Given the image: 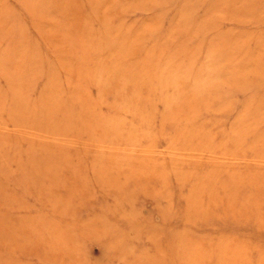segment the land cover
Here are the masks:
<instances>
[{
    "label": "rangeland",
    "instance_id": "1",
    "mask_svg": "<svg viewBox=\"0 0 264 264\" xmlns=\"http://www.w3.org/2000/svg\"><path fill=\"white\" fill-rule=\"evenodd\" d=\"M0 264H264V0H0Z\"/></svg>",
    "mask_w": 264,
    "mask_h": 264
}]
</instances>
